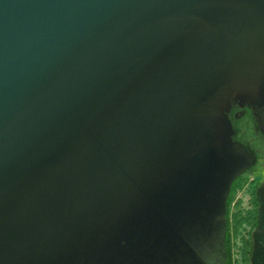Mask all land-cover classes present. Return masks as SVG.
<instances>
[{
    "label": "water",
    "instance_id": "95a60500",
    "mask_svg": "<svg viewBox=\"0 0 264 264\" xmlns=\"http://www.w3.org/2000/svg\"><path fill=\"white\" fill-rule=\"evenodd\" d=\"M245 107L264 0H0V264H212Z\"/></svg>",
    "mask_w": 264,
    "mask_h": 264
},
{
    "label": "trees",
    "instance_id": "16d2710c",
    "mask_svg": "<svg viewBox=\"0 0 264 264\" xmlns=\"http://www.w3.org/2000/svg\"><path fill=\"white\" fill-rule=\"evenodd\" d=\"M260 185L261 181L244 173L233 180L223 214L211 224L218 230L201 236L212 264H264V201L259 195Z\"/></svg>",
    "mask_w": 264,
    "mask_h": 264
},
{
    "label": "rangeland",
    "instance_id": "374dc122",
    "mask_svg": "<svg viewBox=\"0 0 264 264\" xmlns=\"http://www.w3.org/2000/svg\"><path fill=\"white\" fill-rule=\"evenodd\" d=\"M239 114L238 116L235 112L234 115H231L233 127L232 140L243 145H237L236 148L245 157V161H242L241 165L245 164L248 167L247 171H244V175H249L258 181H262L259 187V195L264 201V136L258 130L254 116L249 108H241ZM186 220L195 225L199 224L198 226L200 228L204 226V220L201 221V215L198 209L191 210L186 215ZM191 256L189 254L185 257L180 255L181 258H178L171 264H196L190 258Z\"/></svg>",
    "mask_w": 264,
    "mask_h": 264
},
{
    "label": "flooded vegetation",
    "instance_id": "af4514ba",
    "mask_svg": "<svg viewBox=\"0 0 264 264\" xmlns=\"http://www.w3.org/2000/svg\"><path fill=\"white\" fill-rule=\"evenodd\" d=\"M236 104H238V105H242V103H238L237 101H236Z\"/></svg>",
    "mask_w": 264,
    "mask_h": 264
}]
</instances>
